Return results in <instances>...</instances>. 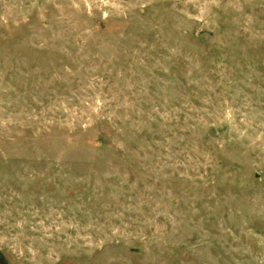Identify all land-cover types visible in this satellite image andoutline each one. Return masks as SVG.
<instances>
[{
  "label": "rangeland",
  "instance_id": "1",
  "mask_svg": "<svg viewBox=\"0 0 264 264\" xmlns=\"http://www.w3.org/2000/svg\"><path fill=\"white\" fill-rule=\"evenodd\" d=\"M4 264H264V0H0Z\"/></svg>",
  "mask_w": 264,
  "mask_h": 264
},
{
  "label": "water",
  "instance_id": "2",
  "mask_svg": "<svg viewBox=\"0 0 264 264\" xmlns=\"http://www.w3.org/2000/svg\"><path fill=\"white\" fill-rule=\"evenodd\" d=\"M0 264H4V262L0 259Z\"/></svg>",
  "mask_w": 264,
  "mask_h": 264
}]
</instances>
